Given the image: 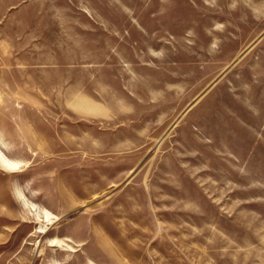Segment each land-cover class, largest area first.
I'll list each match as a JSON object with an SVG mask.
<instances>
[{
  "label": "rangeland",
  "instance_id": "374dc122",
  "mask_svg": "<svg viewBox=\"0 0 264 264\" xmlns=\"http://www.w3.org/2000/svg\"><path fill=\"white\" fill-rule=\"evenodd\" d=\"M262 36L264 0H0V264H264Z\"/></svg>",
  "mask_w": 264,
  "mask_h": 264
},
{
  "label": "crops",
  "instance_id": "0c3cea01",
  "mask_svg": "<svg viewBox=\"0 0 264 264\" xmlns=\"http://www.w3.org/2000/svg\"><path fill=\"white\" fill-rule=\"evenodd\" d=\"M259 45V48H264V36H262L260 38V40L258 41L257 43ZM256 47V46H255ZM264 56V55H263ZM245 59H248L247 56ZM246 61V60H245ZM259 66H261L262 68V71L264 72V58H261L260 62H259ZM262 86V98H260L259 96H253V103L255 104H259L261 106V110L264 109V79L261 81V84Z\"/></svg>",
  "mask_w": 264,
  "mask_h": 264
},
{
  "label": "clouds",
  "instance_id": "9594fccd",
  "mask_svg": "<svg viewBox=\"0 0 264 264\" xmlns=\"http://www.w3.org/2000/svg\"><path fill=\"white\" fill-rule=\"evenodd\" d=\"M0 136H2V134H0Z\"/></svg>",
  "mask_w": 264,
  "mask_h": 264
}]
</instances>
